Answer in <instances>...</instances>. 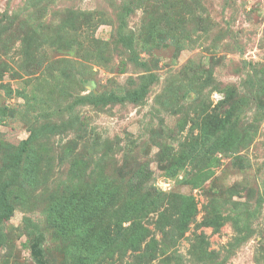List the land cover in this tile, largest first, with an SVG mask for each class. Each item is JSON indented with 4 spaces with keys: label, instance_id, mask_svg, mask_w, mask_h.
Instances as JSON below:
<instances>
[{
    "label": "rangeland",
    "instance_id": "374dc122",
    "mask_svg": "<svg viewBox=\"0 0 264 264\" xmlns=\"http://www.w3.org/2000/svg\"><path fill=\"white\" fill-rule=\"evenodd\" d=\"M155 28L174 40L152 46ZM145 76L142 101L77 102L91 91L123 97ZM226 87L250 103L240 122L249 138L211 154L192 124L203 108L225 115ZM48 124L34 185L0 226V264H69L70 240H53L45 221L52 197L106 180L104 194L120 195L140 165V194L160 198L141 221L148 236L102 264H264V0H0V160L16 165L5 180L22 183L20 143ZM201 168L209 179L186 184ZM177 195L195 207L185 229Z\"/></svg>",
    "mask_w": 264,
    "mask_h": 264
},
{
    "label": "trees",
    "instance_id": "16d2710c",
    "mask_svg": "<svg viewBox=\"0 0 264 264\" xmlns=\"http://www.w3.org/2000/svg\"><path fill=\"white\" fill-rule=\"evenodd\" d=\"M183 18L180 19V25L183 23ZM150 35V38H154L152 46L156 47L166 40L172 41L175 38L160 28L152 29ZM147 77L149 81L153 80L152 75ZM147 77L142 78L138 89L123 97L100 95L91 91L88 95L81 96L77 102L96 106L103 105L108 101H130L133 103L142 101L147 93L149 82L146 81ZM225 92L228 94L223 102L229 105L225 115L207 114L206 109L200 107L202 111H195L200 113V117L194 119L192 124L193 128L201 130L200 139L203 141L201 147L205 148L206 141H210L207 152L211 154L237 153L240 146H243L245 140L249 138L248 133L240 124L241 114L244 111L248 112L245 108L249 102L233 100L231 87H226ZM176 97H179L178 93L172 98ZM55 127L50 124L43 129L38 127L36 131L30 132L27 139L21 141L20 157L17 161V166L21 167L22 183L20 185H15L9 179L5 180L4 178L7 172L16 165H4L0 160V226L4 219L8 220L12 216L15 204L21 205L25 201V193H23L25 187L34 185L35 168L40 163L39 149L35 147L38 137L53 132ZM195 142L197 143L198 139ZM196 151L195 147L187 152L184 150L180 160L171 171L175 170L176 174L177 171L183 169ZM212 160L220 161L217 157L208 161ZM202 170L201 168L192 177L185 178V183L194 188L201 187L212 175V172L203 173ZM171 171H168V174H172ZM147 173L146 166L140 165L133 171L127 191L120 195L116 193V187L104 194L105 186L108 188L112 183L110 180H106L105 185L97 183L93 186L92 191L87 190L82 197H76L72 192H66L65 196L61 198L52 197L45 221L52 230V234H49L52 235L53 240L56 241L60 236L63 240H70L67 252L69 264H102L120 250L126 252L140 248L149 233L141 221L149 212L157 209L158 205L156 204L160 201V198L146 199L143 194H140L148 180ZM178 199L179 202L173 200L172 202L173 206L177 208L178 223L182 229H185L194 215L195 207L191 197L178 196ZM112 201H115L116 204L114 208L109 207V203ZM118 206L119 208H117ZM163 214H161L160 220H163ZM24 222H28L27 219H24ZM125 223H129V225L124 226ZM6 255L9 256V250L2 258Z\"/></svg>",
    "mask_w": 264,
    "mask_h": 264
}]
</instances>
